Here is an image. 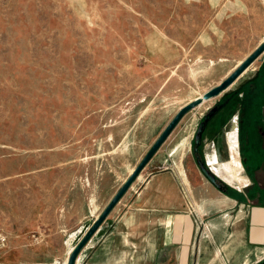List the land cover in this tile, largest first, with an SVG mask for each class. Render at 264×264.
I'll return each instance as SVG.
<instances>
[{
  "label": "rangeland",
  "instance_id": "rangeland-1",
  "mask_svg": "<svg viewBox=\"0 0 264 264\" xmlns=\"http://www.w3.org/2000/svg\"><path fill=\"white\" fill-rule=\"evenodd\" d=\"M263 36L264 0H0V264H66L90 211L176 111L219 84ZM251 75L174 129L191 136L208 108L237 92L218 143L205 135L199 155L217 157L225 190L251 176L247 192L264 204L255 127L264 97L237 88Z\"/></svg>",
  "mask_w": 264,
  "mask_h": 264
},
{
  "label": "crops",
  "instance_id": "crops-1",
  "mask_svg": "<svg viewBox=\"0 0 264 264\" xmlns=\"http://www.w3.org/2000/svg\"><path fill=\"white\" fill-rule=\"evenodd\" d=\"M248 71L252 75L237 87L239 94L249 97L256 92L263 98L264 52L236 80ZM261 112L262 122L255 127L264 141V105ZM194 131L191 136L184 126L171 131L75 264H264V204L255 203L247 192L251 176L246 171L251 180L233 194L215 187L196 163ZM229 140L234 149L236 142ZM127 176L99 210L90 211L85 224L100 214Z\"/></svg>",
  "mask_w": 264,
  "mask_h": 264
},
{
  "label": "water",
  "instance_id": "water-1",
  "mask_svg": "<svg viewBox=\"0 0 264 264\" xmlns=\"http://www.w3.org/2000/svg\"><path fill=\"white\" fill-rule=\"evenodd\" d=\"M264 52V39L252 50L240 63L234 67V69L217 85L211 87L209 90L205 91L202 95L196 97L192 101L186 103L182 107H180L170 121L166 124V126L162 129V131L158 134L155 140L152 142L150 147L147 149L143 157L136 164V166L129 173L127 178L120 185L118 190L100 212V214L91 222L84 224L79 233L77 234V238L75 239L74 246L70 251L66 264H75V261L78 257L83 246L89 240V238L98 230L100 224L106 218L110 210L115 206V204L119 201V199L123 196L126 190L129 188L131 183L137 177L139 172L143 169V167L147 164L150 158L154 155V153L158 150L161 144L165 141L168 135L171 133L173 128L179 122V120L190 110H192L196 105L200 104L203 100L212 98L220 94L223 90H225L230 84H232L241 74L242 72L249 67V65L262 53ZM217 106L214 105L204 114L202 120L199 122L198 127L196 129L194 135V152L197 150V145L201 139V132L204 128L207 120L213 115ZM196 163L203 173V175L218 189H223V185L218 181L217 174L212 168L209 166L208 161H203L199 156H195Z\"/></svg>",
  "mask_w": 264,
  "mask_h": 264
},
{
  "label": "flooded vegetation",
  "instance_id": "flooded-vegetation-1",
  "mask_svg": "<svg viewBox=\"0 0 264 264\" xmlns=\"http://www.w3.org/2000/svg\"><path fill=\"white\" fill-rule=\"evenodd\" d=\"M253 82H254V81H252L251 83L253 84ZM248 84L250 85V82H249ZM255 94H256V92H255ZM227 104H228V103H227ZM214 105H216L217 108H216L215 112L213 113V115L207 120V122H206L205 125H204V128H203V130H202V132H201V139H200V141H199V144L197 145V150H196L195 152H194V150H193L195 156H199V157H200V155H199V154H200V149H199V147L201 146L203 140L205 139V136L203 137L202 134H203V132L205 131V129H206V127H207V124L210 122V124H209L210 126H208V131L211 130V132H214L215 127L218 128V121H220L222 118L225 117V115L223 114V106H220V102H219V103H214L213 106H214ZM210 108H211V107H210ZM208 110H209V108L204 112V114H205ZM204 114L201 116L200 120L198 121V123H197V125H196L195 131H194V135H195L196 129H197V127H198V124H199V122L202 120ZM224 124H226V123H223V125H222L221 128L224 127ZM206 130H207V129H206ZM194 135H193V146L195 147V144H194ZM216 135H217V134H214V133H213V135L209 138V141L212 142L213 144H214L215 141H218L217 138H216ZM194 147H193V149H194ZM203 161H204V160H203ZM218 181L222 183V185H223V189H225L227 185H226L225 183H223L222 181H220V180H218Z\"/></svg>",
  "mask_w": 264,
  "mask_h": 264
},
{
  "label": "trees",
  "instance_id": "trees-1",
  "mask_svg": "<svg viewBox=\"0 0 264 264\" xmlns=\"http://www.w3.org/2000/svg\"><path fill=\"white\" fill-rule=\"evenodd\" d=\"M236 96H238V93L236 92L235 93V98H236ZM235 98H232V99H228V98H225V99H223L221 102H220V106H223V114L225 115V117L224 118H222L220 121H218V128L217 127H215V129H214V132H211V130H209L208 131V126H210L209 124H210V122L207 124V127H206V129H205V131L203 132V134H202V136L204 137L205 135H207V134H209L210 136H212L213 135V133L214 134H217L218 132H220V128L222 127V125H223V123H225V121H226V119H229V117H230V113H231V108H232V103H235L236 102V100H235ZM247 100V99H246ZM246 102V101H245ZM245 102L243 103V106L245 105ZM228 103V104H227ZM248 104H250V102H249V100L246 102V106L248 105ZM230 105H231V107H230ZM244 108V110H245V107H243ZM222 129V128H221ZM194 147V146H193ZM201 147V146H200ZM232 190V189H231ZM221 191H223V192H225L226 194H231V193H233V192H230V191H228V190H225V189H221Z\"/></svg>",
  "mask_w": 264,
  "mask_h": 264
},
{
  "label": "bare ground",
  "instance_id": "bare-ground-1",
  "mask_svg": "<svg viewBox=\"0 0 264 264\" xmlns=\"http://www.w3.org/2000/svg\"><path fill=\"white\" fill-rule=\"evenodd\" d=\"M230 138L234 141V142H236V131L234 130V131H232V137L230 136ZM231 141V140H230ZM217 162V158L215 157V156H210L209 155V157H208V163H209V165H211V168H212V170L214 169L215 171H217V170H219L220 168L219 167H217L214 163H216ZM220 165V164H219ZM219 168V169H218ZM213 170V171H214ZM218 172V171H217ZM230 172H231V170H230ZM229 172V176H233V174H232V172L230 173ZM234 172V171H233ZM228 178V177H227Z\"/></svg>",
  "mask_w": 264,
  "mask_h": 264
},
{
  "label": "built area",
  "instance_id": "built-area-1",
  "mask_svg": "<svg viewBox=\"0 0 264 264\" xmlns=\"http://www.w3.org/2000/svg\"><path fill=\"white\" fill-rule=\"evenodd\" d=\"M233 128V129H232ZM231 129H232V131L234 130V129H237V127H236V123L234 122V120H233V123L231 124Z\"/></svg>",
  "mask_w": 264,
  "mask_h": 264
}]
</instances>
